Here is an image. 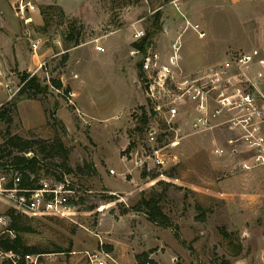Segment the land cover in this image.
Instances as JSON below:
<instances>
[{
    "label": "rangeland",
    "instance_id": "rangeland-1",
    "mask_svg": "<svg viewBox=\"0 0 264 264\" xmlns=\"http://www.w3.org/2000/svg\"><path fill=\"white\" fill-rule=\"evenodd\" d=\"M29 1L35 9L26 22L16 0H0V111L7 114L0 116V144L8 134L34 140L39 177L64 170L79 194L70 217L21 219L18 233L43 253L40 263L93 264L87 253L103 250L105 264H139L143 252L156 264H264V163L243 137L246 111L233 110L232 129L231 113L203 130L185 110L172 124L176 132L160 120L161 143L176 144L164 149V166L139 163L147 122L142 132L136 127L149 100L141 55L132 53L135 30L154 28L149 46L162 61L178 40L184 72L230 64L235 88L249 91L260 106L264 65H234L232 56L264 52V0ZM32 72L47 90L10 97L3 81L16 88ZM142 197L158 199L172 226L130 209ZM7 210L0 201V215ZM8 224L0 223V236Z\"/></svg>",
    "mask_w": 264,
    "mask_h": 264
},
{
    "label": "built area",
    "instance_id": "built-area-1",
    "mask_svg": "<svg viewBox=\"0 0 264 264\" xmlns=\"http://www.w3.org/2000/svg\"><path fill=\"white\" fill-rule=\"evenodd\" d=\"M35 9V5L29 0H16V10L20 17L26 22L30 17L26 16L27 11ZM197 27V25L195 26ZM145 35L144 30L136 29L135 39H140ZM203 35V33H201ZM39 40L31 42V47L35 52L38 48ZM172 54L166 62L162 61L160 55L152 49V45L145 51L134 48L132 53L141 55V69L146 95L149 100V108H146L148 121L145 129V140L141 146L142 159L139 163L149 160L158 166H164L167 162L164 149L169 145H175L176 141L169 140L165 144L163 135L165 132L160 128L159 121L163 120L166 127L174 130L176 116L181 110H185L190 116L192 124L198 130L212 129L218 127L219 119L224 114H232L227 122L230 129L234 128L233 110L239 108L246 111L242 124L243 137L246 140L249 150L258 152L257 160L264 163V101L258 106L255 97L249 91L235 88L234 82L228 77V65H209L196 71L192 76L184 72L179 64V42L174 40L171 43ZM96 50H103L102 45H96ZM234 65L245 66L250 63L264 65V52L259 49L251 51H239L232 56ZM44 63H40L38 68H42ZM195 73V72H194ZM35 72L29 74L34 76ZM0 77H4L0 67ZM225 78V79H224ZM9 96L16 94L23 83L13 88L9 82L3 81ZM242 90V91H241ZM162 93L161 95H158ZM73 96L72 92H69ZM255 120L252 121V117ZM258 118V121H256ZM152 119L155 124H151ZM242 137V138H243ZM232 142V140H229ZM26 157H31L32 152H24ZM137 159V158H136ZM110 172H114L110 170ZM32 181L34 174L21 170L10 161L4 164L0 158V201L14 209L28 215H51L60 217H70L75 212L76 202L79 194L73 183L63 176L62 179L38 177L33 186L22 185L23 180ZM9 220L8 214L3 212L0 215V223L5 224ZM5 230L8 231L7 226ZM43 253H25L24 259L27 264H41L40 259ZM89 260L93 264H105L103 257H108L103 250L87 253ZM18 254L0 247V263L3 260H11L16 263ZM144 264H148L145 262Z\"/></svg>",
    "mask_w": 264,
    "mask_h": 264
},
{
    "label": "trees",
    "instance_id": "trees-1",
    "mask_svg": "<svg viewBox=\"0 0 264 264\" xmlns=\"http://www.w3.org/2000/svg\"><path fill=\"white\" fill-rule=\"evenodd\" d=\"M159 14L160 13L157 12V15ZM153 30H148V32L145 33L143 37H141L138 41H135L134 47L140 49L141 51H145L150 45V35L153 33ZM69 40L77 42V37L73 36L70 32ZM21 82L23 83V85L19 89L18 94H25L27 97H33L40 92L46 91L48 88L47 84L43 85L40 83L36 75L29 77L28 73H24L21 76ZM52 82L54 83L53 85L56 88L59 89L62 87V83L60 82V80L53 79ZM3 105L4 104H2L1 107ZM6 115V109L0 111L1 117H5ZM147 121V112L145 109H143L141 112L140 119L138 120V126L136 127L138 132L143 131ZM33 143L34 140L23 139L22 137L16 134H8L5 142L0 144V158L2 164H4L6 161H10L17 168L23 171L27 170L34 174V179L32 181H29L28 179L23 180L22 185L24 186H33L39 177V171L41 169L38 163L40 159L30 150V147ZM132 145L133 143H131L129 147H132ZM14 148L16 149V151L12 150ZM29 151L32 152V156L26 157L23 153ZM65 173L66 171L63 170L61 173L57 174L55 178L62 179ZM130 209L144 212L146 218L157 225L163 227L172 226L171 219L163 211L162 207L160 206L159 200L156 198L142 197ZM6 213L9 216V224L7 225L8 231H6L4 235L0 236V247L18 254V257L16 263L12 262L11 260H3L0 264H27L24 259L25 253H41L35 247L26 245L23 242L22 237L18 233V230L22 229V227L19 226V223L23 217H27V214L16 211L14 209H8ZM12 230H14L16 233L11 236L8 233ZM181 241L184 243V240ZM141 255L143 258L138 262L139 264H144L145 262H148V264H156L154 259L149 258L148 253L143 252ZM137 258L139 260L141 256L137 255Z\"/></svg>",
    "mask_w": 264,
    "mask_h": 264
}]
</instances>
